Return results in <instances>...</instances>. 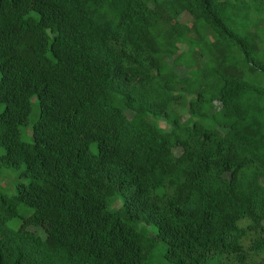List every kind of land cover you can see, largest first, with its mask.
<instances>
[{
	"label": "trees",
	"instance_id": "trees-1",
	"mask_svg": "<svg viewBox=\"0 0 264 264\" xmlns=\"http://www.w3.org/2000/svg\"><path fill=\"white\" fill-rule=\"evenodd\" d=\"M0 169V264H264V0H0Z\"/></svg>",
	"mask_w": 264,
	"mask_h": 264
},
{
	"label": "rangeland",
	"instance_id": "rangeland-1",
	"mask_svg": "<svg viewBox=\"0 0 264 264\" xmlns=\"http://www.w3.org/2000/svg\"><path fill=\"white\" fill-rule=\"evenodd\" d=\"M180 21L183 24H191L192 20L188 15H184L181 17ZM178 73L181 76H186L187 72L184 69H180ZM33 106H34V113L33 117L35 118L36 113H37V100H33ZM183 114L185 115V119L188 118V115L186 114V111H183ZM129 118L131 117L130 114L128 113ZM160 126L165 127L164 122H160ZM21 138L25 142H33V134H32V128L28 129H23ZM175 153L177 155L180 154L179 150H176ZM19 175L17 172L13 170H6V169H0V194H8V195H14L16 192V185L18 183ZM121 203H117V206L119 207ZM13 221H18V220H13ZM16 223L13 222L12 225H15Z\"/></svg>",
	"mask_w": 264,
	"mask_h": 264
}]
</instances>
